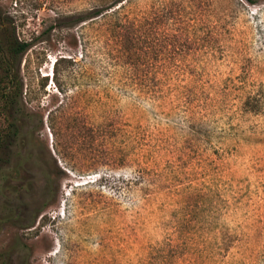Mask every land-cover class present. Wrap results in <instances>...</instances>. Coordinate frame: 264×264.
<instances>
[{"label":"rangeland","instance_id":"obj_1","mask_svg":"<svg viewBox=\"0 0 264 264\" xmlns=\"http://www.w3.org/2000/svg\"><path fill=\"white\" fill-rule=\"evenodd\" d=\"M116 1L0 0V264H264V0Z\"/></svg>","mask_w":264,"mask_h":264},{"label":"trees","instance_id":"obj_2","mask_svg":"<svg viewBox=\"0 0 264 264\" xmlns=\"http://www.w3.org/2000/svg\"><path fill=\"white\" fill-rule=\"evenodd\" d=\"M127 1L128 0H118L114 4H112L111 6H115V5L117 6L119 3H122V2L124 4ZM123 4H120L117 9H114L112 11V14L117 15L119 9L123 8ZM109 8H111V7H109ZM98 16H104V13L100 10V11H97V13L94 15H85L83 17V20H89L91 18L98 17ZM116 24H118L117 21H116ZM137 31H139V27H135V29L130 32L129 27L127 26L126 23H122V24L119 23L118 25H116L115 30L113 31L115 33L116 37L118 38L119 42H120L121 49L123 50V52L126 55L131 56V54H132V45H131L132 42L130 43V41L132 39L131 35L133 33L135 35H138ZM26 47H27V45L25 43H17V44L13 43V42H7L6 43L7 60L5 61V64H6L8 71L11 70L9 60L12 57L16 56L17 54L22 53L26 49ZM10 80L13 82V79H10ZM12 89H14V86H12ZM2 98H3V102L5 104L7 103L8 108L13 107L14 101H13V98H10L9 92L3 94Z\"/></svg>","mask_w":264,"mask_h":264}]
</instances>
